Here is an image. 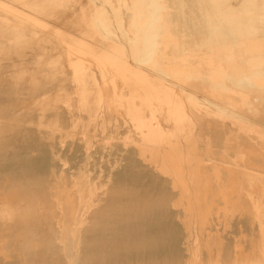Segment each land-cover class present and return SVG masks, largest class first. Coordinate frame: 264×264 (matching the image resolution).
<instances>
[{"label":"rangeland","instance_id":"374dc122","mask_svg":"<svg viewBox=\"0 0 264 264\" xmlns=\"http://www.w3.org/2000/svg\"><path fill=\"white\" fill-rule=\"evenodd\" d=\"M48 1L0 0V264H264V0Z\"/></svg>","mask_w":264,"mask_h":264},{"label":"bare ground","instance_id":"6f19581e","mask_svg":"<svg viewBox=\"0 0 264 264\" xmlns=\"http://www.w3.org/2000/svg\"><path fill=\"white\" fill-rule=\"evenodd\" d=\"M47 1H48V0H47ZM171 1H172V0H171ZM177 1H178V0H177ZM40 3H41V2H40ZM42 3H43V2H42ZM48 3H49V1H48ZM46 4H47V3H45V5H46ZM45 5L43 4V6H45ZM48 5H50V4H48ZM51 5H52V4H51ZM51 5H50L49 7H47V8H49L48 11H50L51 9H54L53 7H51ZM40 6H41V5H40ZM41 7H42V6H41ZM43 8H44V7H43ZM37 9L40 10L41 8H40V9L37 8ZM55 9H56V8H55ZM44 10H46V9H44ZM228 10L231 11V12H233V11H236L237 8L232 7V8H230V9H228ZM40 11H42V9H41ZM56 11H57V9H56ZM53 12H55V11H53ZM57 12H59V11H57ZM57 12H55V14L53 13L54 15L52 14L53 17H54L55 15H57V14H56ZM39 13L41 14V12H39ZM43 13H44V15H46L45 13H47V11H46V12H45V11L42 12V14H43ZM51 13H52V12H51ZM49 14H50V13H49ZM49 14H48V15H49ZM58 15H59V17H60L61 13H59ZM262 15H263L262 18L264 19V14L262 13ZM187 16H188V15H187ZM196 16H197V15H196ZM232 16H233V15H232ZM56 17H57V16H56ZM188 17H189V16H188ZM185 18H186V17H184V19H185ZM191 18H192V16L189 17V19H191ZM197 18H199V14H198V17H197ZM182 20H183V19H182ZM187 20H188V19H187ZM183 21H184V20H183ZM185 21H186V20H185ZM185 21H184V22H185ZM188 21H189V20H188ZM192 21H193V20H192ZM11 22H12V21H11ZM193 22H194V21H193ZM218 22L221 24V26H220V28H221L220 30H221V31H217V30H215V29H213V28H212L211 30H207L206 28H203V29H202V27L199 26V22L197 23L198 25H196V23H194V24H190V23H192V22L189 21V24H186V25H187L188 30H190L189 32H190V33H194V34H197V33H198V34H201V35L214 34V35H216V36H218V37H225V35H226L227 33H232V34L237 33V31H238V26H237L236 20H235L233 17H231V16H226L225 18H220V19L218 20ZM13 23H16V22H13ZM17 24H18V23H16V24H11V25H9V26H8V25H4V27H5V26H6V27L8 26L7 28H5V29H7V30H8L9 27H10V28H13V29H11V30H17V28H15V27H18V30H17V31H19L20 27L23 28V29H25V26H21V25L19 26V24H18V25H17ZM1 25H2V24H1ZM200 25H201V24H200ZM5 29H4V31H6ZM11 30H10V31H11ZM21 30H22V29H21ZM2 32H3V31H2ZM1 34H2V33H1ZM17 35H18V34H17ZM17 35H16V37H17ZM11 36H13V35H12V32H11ZM19 36H20V37H23L24 35L21 36V34H20ZM26 37H28V36H25V39H26ZM23 38H24V37H23ZM28 38H29V37H28ZM28 38H27V39H28ZM25 39H24V40H25ZM143 39H144V38H143ZM18 40H19V39H18ZM24 40L22 39L21 42H24V44H26ZM28 40H29V41L32 40L33 42L31 41V43H35V46H36V44H37V47H38V45L40 44L39 42H40L41 39H40V37H38V38H34V39H32V38L30 39V38H29ZM28 40H27L26 42H28ZM19 41H20V40H19ZM18 43H19V42H18ZM16 44H17V43H16ZM27 45H29V44H27ZM120 46H122V45H120ZM23 47H25V46L23 45ZM26 47H27V46H26ZM28 47H29V46H28ZM28 47H27V49H28ZM20 48H21V47H20ZM120 48H122V47H120ZM142 48H143V47H142ZM43 49H44V47H43ZM112 49H113V47H112ZM123 49H124V48H123ZM123 49H122V50H123ZM58 50H59V49H58ZM123 51H124V50H123ZM140 51H144V50H143V49H140ZM157 51H158V50H157ZM22 52H23V51H22ZM159 52H160V51H159ZM122 53H124V52H122ZM83 54H84V53H83ZM25 55H26V54H24V56H25ZM126 55H127V54H126ZM81 56H82V55H81ZM83 56H84V57H83ZM83 56H82V58L80 57V59H83V61H84V58H85V60H86L87 57H85V55H83ZM119 56H120V55H119ZM34 57H35V56H34ZM53 57H54V56H53ZM88 57H89V56H88ZM121 57H122V56H121ZM131 57H132V55H131ZM159 57H161V56H159ZM159 57L155 56L154 59H153V61H154L156 64H157L158 60H160V59H162V61L166 60V57H165V59H164V58H159ZM51 58H52V57H51ZM122 58H123V57H122ZM126 58H127V57H126ZM80 59H79V60H80ZM163 59H164V60H163ZM123 60H124V59H123ZM138 60H139V59H138ZM80 61L83 63L82 60H80ZM127 61H128V60H127ZM156 61H157V62H156ZM85 62H86V61H85ZM92 62H93V61H92ZM166 62H167V60H166ZM93 63H94V62H93ZM160 63H161V61H160L158 64H160ZM163 63H164V62H163ZM86 64H87V63H86ZM90 64H91V63H90ZM123 64H124V63H123ZM152 64H153V62H152ZM161 64H162V63H161ZM164 64H165V63H164ZM169 64H170V63H169ZM97 65H98V64H97ZM131 65L134 66L132 63H131ZM153 65H155V64H153ZM84 66H85V63H84ZM151 66H152V65H151ZM159 66H160V65H159ZM169 66H170V65H169ZM169 66H168V68H169ZM46 67H47V66H46ZM88 67H89V66H88ZM100 67H101V66H100ZM135 67H136V66H135ZM157 67H158V66H157ZM166 67H167V66H166ZM171 67H173V66H171ZM47 68H48V67H47ZM92 68H93V67H92ZM96 68H97V67H96ZM162 68H163V66H162ZM100 69H101V68H100ZM153 69H154V67H153ZM166 69H167V68H166ZM169 69H170V68H169ZM171 69H173V68H171ZM98 70H99V69H98ZM98 70H97V71H98ZM101 70H102V69H101ZM157 70H158V69H157ZM157 70H156V71H157ZM39 71H41V70H39ZM99 71H100V70H99ZM104 71H106V70L104 69ZM154 71H155V70H154ZM156 71H155V72H156ZM95 72H96V71H95ZM167 72H168V71H167ZM100 73H101V72H100ZM102 73H103V72H102ZM112 73H113V72H112ZM58 74L60 75V73H58ZM105 74H106V73H105ZM105 74H104V75H105ZM178 74H179V73H178ZM236 74H237V72H236ZM236 74H234V75H236ZM63 75H64V74H63ZM82 75H83V74H82ZM100 75H101V74H100ZM135 75H136V74H135ZM162 75H163V74H162ZM169 75H170V73H169ZM246 75H247V74H246ZM80 76H81V75H80ZM80 76H79V77H80ZM105 76H106V75H105ZM105 76H104V78H105ZM107 76H108V75H107ZM120 76H121V75H120ZM124 76H125V75H124ZM172 76H173V75H172ZM172 76H171V77H172ZM176 76H177V75H176ZM236 76H237V75H236ZM236 76H235V77H236ZM79 77H77V78H79ZM83 77H84V75H83ZM83 77H82V79H83ZM89 77H90V76H89ZM108 77H109V76H108ZM125 77H126V76H125ZM173 77H175V76H173ZM243 77H244V76H243ZM243 77H242V80L244 79ZM61 78H62V76H61ZM61 78H60V79H61ZM84 78H85V77H84ZM91 78H92V77H91ZM96 78H98V76H97ZM96 78H94V79L96 80ZM104 78H103V79H104ZM236 78H237V77H236ZM236 78H235V79H236ZM245 78H246V77H245ZM63 79H64V78H63ZM82 79H81V80H82ZM89 79H90V78H89ZM237 79H238V78H237ZM64 80H65V79H64ZM75 80H76V79H75ZM78 80H79V79H78ZM85 80H86V79H85ZM99 80H100V79H99ZM140 80H141V79H140ZM140 80H139V81H140ZM239 80H240V79H239ZM245 80H247V79H245ZM48 81H49V80H48ZM56 81L58 82V80H56ZM69 81H70V80H69ZM83 81H84V80H83ZM92 81H93V80H92ZM96 81H97V80H96ZM235 81H236V80H235ZM237 81H238V80H237ZM240 81H241V80H240ZM59 82H60V81H59ZM59 82H58V83H59ZM70 82H71V81H70ZM76 82H77V81H75L74 83H76ZM79 82H80V80H79ZM216 82H217V81H216ZM216 82L213 83V84L215 85ZM42 83H43V82H42ZM58 83H57V84H58ZM72 83H73V80H72L71 84H72ZM74 83H73V84H74ZM83 83H85V81H84ZM93 83H94V82H93ZM96 83H98V82H96ZM55 84H56V83H55ZM57 84H56V85H57ZM40 85H41V84H40ZM68 85H69V84H68ZM89 85H90V84H89ZM101 85H103V84H101ZM214 85H213V86H214ZM217 85H218V84H217ZM54 86H55V85H54ZM65 86H66V85H65ZM74 86H75V85H74ZM76 86H77V85H76ZM76 86H75V87H76ZM99 86H100V84H99ZM77 87H78V86H77ZM102 87H103V86H102ZM108 87H109V86H108ZM214 87H215V86H214ZM216 87H217V86H216ZM87 88H88V87H87ZM220 88H221V87H219V89H220ZM73 89H74V88H73ZM79 89H80V88H79ZM102 89H103V88H101V90H102ZM108 89H109V88H108ZM222 89H224V87H222ZM222 89H220V90H222ZM228 89H229V88H228ZM101 90H100V91H101ZM225 90H226V89H225ZM51 91H52V90H51ZM75 91H76V90H75ZM223 91H224V90H223ZM97 92H98V91H97ZM101 92H102V91H101ZM106 92H108V91H106ZM112 92H113V91H112ZM148 92H149V91H148ZM94 93H95V92H94ZM102 93H103V92H102ZM104 93H105V92H104ZM107 94H109V93H107ZM113 94H114V93H113ZM98 95H100V94H98ZM96 96H97V95H96ZM30 97H31V95H30ZM106 97H107V96H106ZM10 98H11V97H10ZM93 98H94V97H93ZM86 99H87V98H86ZM88 100H90L89 97H88V99H87V102H88ZM91 100H92V98H91ZM84 101H85V100H84ZM87 102H86V103H87ZM96 102H97V101H96ZM96 102H95V103H96ZM99 102H101V101H99ZM89 103L91 104V103H93V102L90 101ZM104 103H106V102H104ZM27 104H28V103H27ZM38 104H39V103H38ZM90 104H89V105H90ZM76 105H78V104H76ZM92 105H93V104H92ZM96 105H97V104H96ZM106 105H107V104H106ZM102 106H104V105H102ZM3 107H4V106H3ZM76 107L78 108L79 106H76ZM85 107H87V106H85ZM99 107H100V106H99ZM107 107H108V106H107ZM158 107H159V106H158ZM162 107H163V106H162ZM162 107H161V108H162ZM37 108H38V107H37ZM81 108H82V107H81ZM83 108H84V106H83ZM100 108H101V107H100ZM104 108L106 109V107H104ZM104 108H103V110H105ZM0 109H1V107H0ZM71 109H72V108H71ZM88 109H90V108H88ZM97 109H98V108H97ZM101 109H102V108H101ZM159 109H160V108H159ZM56 110H57V109H56ZM82 110H83V109H82ZM86 110H87V109H86ZM90 110H92V109H90ZM98 110H99V109H98ZM98 110H96V113H97ZM164 110H165V109H164ZM0 111H1V110H0ZM76 111H77V110H76ZM153 111H154V109H153ZM81 112H82V111H81ZM84 112H85V111H84ZM87 112H90V113H87ZM87 112H85V113L88 114V116L90 117L89 114H91V111H87ZM159 112H160V111H159ZM2 113H3V112H2ZM4 113H5V112H4ZM4 113H3V115H4ZM85 113H84V114H85ZM94 113H95V112H94ZM100 113H102V112H100ZM21 114H22V113H21ZM57 114H58V112H57ZM68 114H69V113H68ZM81 114H82V113H81ZM86 114H85V115H86ZM92 114H93V112H92ZM105 114H106V113H105ZM186 114H187V113H186ZM0 115H1V114H0ZM16 115H17V114H16ZM16 115H15V116H16ZM18 115H19V113H18ZM18 115H17V116H18ZM50 115H51V114H50ZM70 115H71V114H70ZM93 115H94V114H93ZM184 115H185V113H184ZM8 116H9V115H8ZM17 116H16V117H17ZM19 116H20V115H19ZM22 116H23V115H22ZM24 116H25V115H24ZM56 116H57V115H56ZM91 116H92V115H91ZM94 116H95V115H94ZM0 117H1V116H0ZM4 117H5V115H4ZM4 117L2 116V119H3ZM6 117H7V116H6ZM50 117H51V116H50ZM53 117H54V116H53ZM53 117H52V118H53ZM75 117H76V116H75ZM89 117H88V118H89ZM95 117H99V115H96ZM95 117H92V118H95ZM103 117H104V116H103ZM174 117H175V116H174ZM7 118H8V117H7ZM12 118H13V117H12ZM57 118H59V116H58ZM69 118H70V116H69ZM90 118H91V117H90ZM90 118H89V119H90ZM99 118L101 119V116H100ZM117 118H118V117H117ZM0 119H1V118H0ZM10 119H11V118H10ZM15 119H16V118H15ZM15 119H14V120H15ZM17 119H18V118H17ZM19 119H21V118H19ZM19 119H18V120H19ZM59 119H60V118H59ZM59 119H58V120H59ZM89 119H88V121H89ZM96 119H97V118H95V120H96ZM110 119H111V118H110ZM110 119H109V121H111ZM22 120H23V119H22ZM55 120H56V118H55ZM75 120H76V119H75ZM86 120H87V118H86ZM90 120H92V119H90ZM97 120H99V119H97ZM61 121H62V120H61ZM76 121H77V120H76ZM76 121H75V122H76ZM82 121H83V120H82ZM100 121H101V120H100ZM13 122H14V121H13ZM16 122H17V121H16ZM23 122H24V121H23ZM58 122H59V121H58ZM77 122H78V121H77ZM93 122H94V121H93ZM98 122H99V121H98ZM110 123H111V122H110ZM119 123H120V122H119ZM21 124H23V123H21ZM78 124H79V123H78ZM81 124H82V123H81ZM95 124H96V122H95ZM97 124H98V123H97ZM99 124H100V123H99ZM18 125H19V124H18ZM18 125H17V126H18ZM84 125H85V124H84ZM88 125H89V123H88ZM103 125H105V124H103ZM103 125H102V126H103ZM85 126H86V125H85ZM119 126H120V125H119ZM133 126H134V125H133ZM150 126H151V125H150ZM80 127H81V126H79L78 128L80 129ZM94 127H96V126H94ZM135 127H136V126H135ZM148 127H149V126H148ZM81 128H82V127H81ZM96 129H97V128H96ZM114 129H115V128H114ZM151 129H152V128H151ZM75 130L78 131V129H76V128H75ZM100 130H101V129H100ZM102 130H103V129H102ZM115 130H116V129H115ZM166 130H167V129H166ZM82 131H84V132L86 131V130H84V126H83ZM91 131H95L94 128H93V130H91ZM96 131H97V130H96ZM96 131H95V132H96ZM148 131H150V130H148ZM73 132H74V131H73ZM87 132H90V131H87ZM111 132H112V131H111ZM80 133H81V132H80ZM103 133H104V132H103ZM149 133H151V132H149ZM152 133H153V132H152ZM77 134H78V133H77ZM82 134H83V132H82ZM85 134H86V133H85ZM108 134H109V133H108ZM75 135H76V134H75ZM91 135H92V134H91ZM32 136H33V135H32ZM73 136H74V135H73ZM87 136H88V135H87ZM149 136H150V135H149ZM74 137H75V136H74ZM108 137H109V136H108ZM38 138H40V137L37 136V139H38ZM71 138H72V137H71ZM79 138H81V135H80ZM92 138H93V136H92ZM96 138H97V136H96ZM82 139H83V138H82ZM86 139H87V138H86ZM42 140H43V139H42ZM75 140H76V139H75ZM77 140H78V138H77ZM90 140H91V139H90ZM101 140H102V139H101ZM166 140H167V139H166ZM92 141H93V139H92ZM107 141H108V140H107ZM171 141H172V140H171ZM160 142H161V141H160ZM37 143H39V142H37ZM90 143H91V142H90ZM118 143H119V142H118ZM169 143H170V142H169ZM172 143H173V142H172ZM172 143H171V147H172ZM84 144H85V145H84ZM84 144H83V146L86 147V148H85L86 150L89 148V149H88L89 151L87 150V153L89 154V157H91V156H90V153L92 152V150H93L94 147L91 146V145H88L87 142H84ZM92 144H93V142H92ZM107 144H108V143H107ZM120 144H121V143H120ZM50 145H51V144H50ZM50 145L48 144L49 147H50ZM159 145H160V144H159ZM99 146H100V145H99ZM105 146H106V145H105ZM107 146H108V145H107ZM120 146H121V145H120ZM122 146H123V145H122ZM164 146H165V145H164ZM180 146H181V145H180ZM129 147H130V146H129ZM165 148H168V147H164V149H165ZM176 148H177V147H176ZM130 149H131V148H130ZM148 149H149V148H148ZM177 149H178V148H177ZM49 150H50V149H49ZM74 150H75V149H74ZM141 150H142V149H141ZM152 150H153V149H152ZM152 150H151V153H152ZM162 150H163V149H162ZM174 150H175V148H174ZM170 151H172V150H170ZM175 151H176V150H175ZM69 152H70V151H69ZM93 152H94V151H93ZM129 152H130V151H129ZM148 152H149V151H148ZM158 152H159V151H158ZM167 152H168V151H167ZM173 152H174V151H173ZM180 152H181V151H180ZM11 153H12V152H11ZM36 153H37V152H36ZM122 153H124V152H122ZM140 153H141V152H140ZM169 153H170V152H169ZM40 154H41V153H40ZM50 154H51V153H50ZM85 154H86V152H85ZM92 154H93V153H91V155H92ZM103 154H104V153H103ZM105 154H106V152H105ZM109 154H110V153H109ZM172 154H173V153H172ZM55 155H56V154H55ZM113 155H115V154H113ZM123 155H124V154H123ZM142 155H143V154H142ZM146 155H147V154H146ZM149 155H151V154H149ZM153 155H154V154H153ZM174 155H175V154H174ZM179 155H180V154H179ZM28 156H29V154H28ZM48 156H49V155H48ZM53 156H54V154H53ZM62 156H63V155H62ZM83 156H84V155H83ZM83 156H82V157H83ZM103 156H104V155H103ZM111 156H112V155H111ZM137 156H138V154H137ZM157 156H158V155H157ZM164 156H165V155H164ZM171 156H172V155H171ZM36 157H37V156H36ZM51 157H52V156H51ZM84 157H85V156H84ZM86 157H87V156H86ZM108 157H109V155H108ZM150 157H151V156H150ZM154 157H155V155H154ZM167 157H168V156H167ZM14 158H15V157H14ZM34 158H35V157H34ZM60 158H61V156H60ZM104 158H105V157H104ZM110 158H111V157H110ZM136 158H138V157H136ZM144 158H146V157H144ZM151 158H152V157H151ZM163 158H164V157H163ZM168 158H169V157H168ZM176 158H177V157H176ZM184 158H185V157H184ZM48 159H50V158H48ZM53 159H54V158L52 157V160H53ZM56 159H57V158H56ZM89 159H90V158H89ZM120 159H121V158H120ZM141 159H142V158H141ZM152 159H153V158H152ZM170 159H171V158H170ZM173 159H174V158H173ZM30 160H31V159H30ZM82 160H83V159H82ZM31 161H32V160H31ZM84 161H87V159H85ZM106 161H107V159H106ZM108 161H109V159H108ZM120 161H121V160H120ZM166 161H167V160H166ZM169 161H170V160H169ZM185 161H186V160H185ZM24 162H25V161H24ZM81 163H82V162H81ZM84 163H85V162H84ZM96 163H97V162H96ZM136 163H138V162H136ZM31 164H32V163H31ZM91 164H92V163H91ZM130 164H131V163H130ZM130 164H129V165H130ZM140 164H141V163H140ZM140 164H138V165H140ZM166 164H167V163H166ZM178 164H179V163H178ZM29 165H30V164H29ZM46 165H48V164H46ZM83 165H84V164H83ZM85 165H86V164H85ZM85 165H84V166H85ZM100 165H101V164H100ZM132 165H133V164H132ZM44 166H45V165H44ZM84 166H82V167L84 168ZM89 166H90V165H89ZM89 166H88V167H89ZM155 166H156V165H155ZM46 167H47V166H46ZM48 167H49V166H48ZM82 167H81V169L79 168L80 171L82 170ZM128 167H129V166H128ZM138 167H139V166H138ZM140 167H141V169L144 170V171L141 170V173H142V172H148V171H149V172H152V170H153L152 168H151V169H152V170H151V169L149 168V166H146V165H145V166L140 165ZM151 167H152V166H151ZM75 168H76V167H75ZM85 168H86V167H85ZM103 168H104V167H103ZM161 168H162V167H161ZM43 169H44V168H43ZM89 169H91V168H89ZM89 169H88V170H89ZM137 169H138V168H137ZM137 169H136V170H137ZM139 169H140V168H139ZM174 169H175V168H174ZM97 170H98V169H97ZM175 170H176V169H175ZM52 171H53V170H52ZM82 171H83V170H82ZM82 171H81V173H82ZM89 171H90V170H89ZM89 171H88V172H89ZM167 171H168V170H167ZM91 172H92V171H91ZM91 172H90V173H91ZM108 172H109V171H108ZM139 172H140V171H139ZM103 173H104V172H103ZM137 173H138V172H137ZM168 173H169V171H168ZM172 173H173V172H172ZM79 174H80V173H79ZM79 174H78V175H79ZM87 174H88V173H87ZM87 174H86V175H87ZM146 174H147V173H146ZM150 174H152V173H150ZM164 174H165V173H164ZM86 175H85V176H86ZM93 175H94V174H93ZM93 175H88V177L86 176V178H85L84 175L82 176V177L85 178V181H86V183L83 181V182L86 184V188H84V190H82V192H89V191L91 192V191H94V189H96V188H94V181H95V178L93 179V177H91V176H93ZM143 175H144V178H147V177H148L147 175H146V176H147V177H146L145 174H143ZM161 175H162V174H161ZM79 176H81V175H79ZM159 176H160V175H159ZM169 176H170V175H169ZM173 176H174V175H173ZM82 177H81V178H82ZM96 177H98V176L96 175ZM153 177H154V175H153ZM177 177H178V176H177ZM84 178H82V179H84ZM149 178H151V177L149 176ZM154 178H155V177H154ZM179 178H181V176H180ZM91 179H92V180H91ZM122 179H123V178H122ZM155 179H156V178H155ZM147 180H148V179H147ZM175 180H176V179H175ZM80 181H81V179H80ZM108 183H109V182H108ZM180 183H181V182H180ZM69 185H70V184H69ZM69 185H68V186H69ZM73 185H74V184H73ZM81 186H82V185H81ZM65 188H66V187H65ZM71 188H72V187H71ZM107 188H108V186H107ZM67 190H68V189H67ZM71 191H72V190H71ZM78 192H79V190H78ZM82 192H80V193H82ZM100 194H101V193H100ZM96 196H97V195H96ZM92 197H93V195H92ZM97 197H98V196H97ZM95 199H96V198H95ZM162 200H163V199H162ZM97 201H98V200H97ZM97 201H96V202H97ZM101 201H102V200H101ZM168 201H169V200H168ZM67 202H69L70 204L73 202V204H71V205H74V203H76L75 208H76V207H81L82 205L88 207V205H90V203L92 202V199H91L90 202L88 201L86 204H83V201H82L81 197L79 196L76 200L69 199V200H67ZM161 202H162V201H161ZM163 203L165 204V203H167V202H163ZM67 204H68V203H67ZM68 205H69V204H68ZM167 205H168V203H167ZM169 205H170V203H169ZM171 205H172V204H171ZM174 205H175V203H174ZM165 206H166V205H165ZM84 208H85V207H84ZM88 208H89V207H88ZM90 208H91V207H90ZM166 208H168V206H166ZM166 208H165V209H166ZM168 209H169V208H168ZM78 210H80V209L78 208ZM169 210H170V209H169ZM169 210H168V212H170ZM172 210H173V209H172ZM179 210H180V209H179ZM75 211H77V209H75L74 212H75ZM90 211H91V210H90ZM93 211H94V210H93ZM100 211H101V210H100ZM174 211H175V210H174ZM174 211H172V212L174 213ZM78 212H79V211H78ZM91 212H92V211H91ZM102 212H103V211H102ZM161 212H162V211H161ZM81 213H82V212H81V210H80V213H79V214L81 215ZM170 213H171V212H170ZM178 213H179V211H178ZM76 214H77V213H76ZM76 214H73V216H76ZM77 215H78V214H77ZM96 215H97V212H96ZM100 215H101V214H100ZM174 215H175V214H174ZM186 215H187V213H186ZM81 216H82V215H81ZM90 216H91V215H90ZM92 218H93V217H92ZM106 218H107V217H106ZM78 219H79V217H78ZM81 219H82V218H81ZM107 219H108V218H107ZM107 219H106V220H107ZM109 220H110V219H109ZM91 222L93 223V220H91ZM108 222H109V221H108ZM81 223H82V221H81ZM92 223H90V224H92ZM106 224H107V223H106ZM84 225H85V224H84ZM82 226H83V225H82ZM116 226H117V225H116ZM85 227H86V226H85ZM95 227H96V226H95ZM100 227H101V226H100ZM106 227H107V226H106ZM96 228H97V227H96ZM96 228H94V229H96ZM106 229H107V228H106ZM101 230H103V229H101ZM110 230H112V229H110ZM116 230H117V228H116ZM64 231H66V232H64ZM64 231H63V232L68 236L67 239H65V242H64L65 245H64V247H63L64 258H67L69 255H72L73 253H75V251L78 253V252L80 251V249L84 250V252H85V257H86V255H87V253H86L87 245L85 244L83 247L81 246V245H82V243H81V237H82V233H84V230L81 229L79 226L77 227V229H76V233H75V234H76V236H77V238H78V242H76V243L72 241L71 237H69V235H70V233H71V230H67V229H66V230H64ZM106 231H108V229H107ZM106 231H105V233H106ZM64 233H63V235H65ZM102 233H103V232H102ZM123 233H124V232H123ZM75 234H74V235H75ZM106 235H107V233H106ZM114 235H115V234H114ZM95 236H96V235H95ZM96 237H97V236H96ZM126 237H127V236H126ZM128 237H129V236H128ZM132 238H133V237H132ZM132 238H131V239H132ZM136 238H137V237H136ZM122 240H123V238H122ZM142 241H143V239H142ZM124 242H126V241H124ZM127 242H128V241H127ZM127 242H126V243H127ZM138 242H139V241H138ZM80 243H81V245H79ZM126 243H125V244H126ZM125 244H124V245H125ZM129 244H130V243H129ZM140 244H141V243H140ZM135 245H137V247H138V244L135 243ZM126 246H127V245H126ZM128 246H129V245H128ZM128 246H127V247H128ZM73 247H74L75 249H74ZM137 247H136V248H137ZM136 248H135V250H136ZM92 250H93V249H92ZM127 250H128V249H127ZM131 250H132V248H131ZM133 250H134V249H133ZM138 251H139V248H138ZM134 252H135V251H134ZM130 253H132V252H130ZM136 255H137V254H136ZM127 256H128V255H127ZM111 257H112V256H111ZM107 263H108V262H107ZM85 264H86V263H85ZM105 264H106V263H105Z\"/></svg>","mask_w":264,"mask_h":264}]
</instances>
